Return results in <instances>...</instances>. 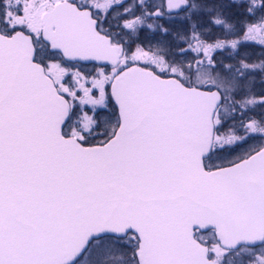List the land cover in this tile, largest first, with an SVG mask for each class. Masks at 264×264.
Returning a JSON list of instances; mask_svg holds the SVG:
<instances>
[{
	"label": "snow or ice",
	"instance_id": "6c2138e0",
	"mask_svg": "<svg viewBox=\"0 0 264 264\" xmlns=\"http://www.w3.org/2000/svg\"><path fill=\"white\" fill-rule=\"evenodd\" d=\"M0 264H264V0H0Z\"/></svg>",
	"mask_w": 264,
	"mask_h": 264
}]
</instances>
